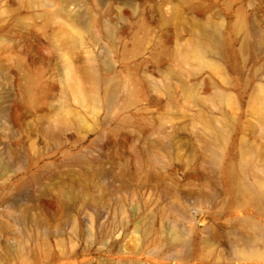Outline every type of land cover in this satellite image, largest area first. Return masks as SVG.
Returning <instances> with one entry per match:
<instances>
[{
    "label": "rangeland",
    "instance_id": "1",
    "mask_svg": "<svg viewBox=\"0 0 264 264\" xmlns=\"http://www.w3.org/2000/svg\"><path fill=\"white\" fill-rule=\"evenodd\" d=\"M0 264H264V0H0Z\"/></svg>",
    "mask_w": 264,
    "mask_h": 264
},
{
    "label": "bare ground",
    "instance_id": "2",
    "mask_svg": "<svg viewBox=\"0 0 264 264\" xmlns=\"http://www.w3.org/2000/svg\"><path fill=\"white\" fill-rule=\"evenodd\" d=\"M210 50H211V48H209V47H201V48L197 49L196 55L198 56V58H202L203 54H205V52L210 51ZM243 190L250 197L259 198L261 196V191H260L259 186L256 182H252L250 184H244Z\"/></svg>",
    "mask_w": 264,
    "mask_h": 264
}]
</instances>
